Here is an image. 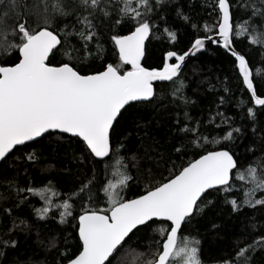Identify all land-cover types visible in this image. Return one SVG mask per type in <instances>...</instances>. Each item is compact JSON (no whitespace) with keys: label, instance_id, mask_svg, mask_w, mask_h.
Wrapping results in <instances>:
<instances>
[{"label":"snow or ice","instance_id":"snow-or-ice-1","mask_svg":"<svg viewBox=\"0 0 264 264\" xmlns=\"http://www.w3.org/2000/svg\"><path fill=\"white\" fill-rule=\"evenodd\" d=\"M135 2L144 9L143 12L130 0H0V55L10 56L12 52L17 55L15 62L0 63V161H5L17 146H25L45 136H55L60 142L65 139V134L69 139L79 138L83 149L95 158L118 154V148L123 145L115 138L123 113L133 102L152 100L156 95L154 81L178 78L190 54L168 51L162 69L145 67L141 61L145 56V41L153 31L149 18L152 5L150 0ZM217 7L218 23L212 27L203 25L204 35L194 40L191 54L204 49L207 41L222 44L235 58V66L251 101L264 109V92H257V80L264 79V69H254L233 46L235 37H249L251 44L264 47V3L258 7L252 3L245 5L253 9L251 16H258L260 23H250V17L238 26V30L232 21L229 0H218ZM102 18L116 25L129 24L128 34L111 37L118 50L119 64L108 63L102 70L82 73L70 62L58 65L50 62V55L54 56L64 47L62 32L67 36L71 34L67 29L72 28L87 48V43L97 35L95 29L104 22ZM77 24L79 29H76ZM165 32L171 40L176 39L175 32L168 29ZM212 32L218 39H214ZM76 51L73 48L71 52H65L68 61L74 58L72 53ZM124 65H130V70L122 72ZM247 112L253 118L256 115L252 107L247 108ZM179 131L185 133V137H192L187 143L180 142L174 147L179 155L186 154L190 146H203L208 140L199 135L196 127L185 125ZM240 131L233 128L212 142L231 141L234 133ZM26 159L35 162L38 156L32 151ZM130 180L132 177L125 174L118 185L108 183L107 187L101 185L97 189V193L102 190L106 194L108 207L83 208L78 215L80 248L67 264H119L118 257L141 226L152 229L153 225H157L154 230L160 239L155 242L156 249L150 257L147 253L139 254L142 264H203L200 257L202 241L183 235L182 229L194 214L202 213L213 203L206 196L209 190L231 192L235 190L234 180L246 182L250 186L243 190L242 200L228 201L233 211H239L245 205L264 206V198L256 197L258 191L264 196V162L240 169L232 151L226 147L200 154L199 158L181 165L166 181L149 187L144 194L123 199L115 189L127 187ZM94 186L93 180H89L74 195L91 203L96 195L92 192ZM25 191L44 201L36 213L39 218H46L53 208L51 197L57 193L50 186L16 188L17 194ZM71 200L69 197L55 205L63 209L59 213L61 223L73 216ZM9 246L14 248L16 241H0V258L6 255L5 249ZM50 246L55 247V242ZM254 247L264 249V236L241 248L238 255ZM248 259L250 257H246Z\"/></svg>","mask_w":264,"mask_h":264},{"label":"trees","instance_id":"trees-1","mask_svg":"<svg viewBox=\"0 0 264 264\" xmlns=\"http://www.w3.org/2000/svg\"><path fill=\"white\" fill-rule=\"evenodd\" d=\"M229 2L237 30L250 17V23L259 25L260 18L251 16L253 9L245 5L252 3L258 7L264 0ZM150 4L149 18L153 31L143 60L148 68H161L168 51L178 54L188 51L194 40L204 35L203 25L212 27L220 19L218 0H150ZM136 8L144 11L140 6ZM102 19L104 22L95 29L97 35L87 43V48L83 47L85 42L72 28L67 29L71 33L67 36L62 32L64 47L50 56V62L53 65L70 62L82 73L102 70L108 63L119 64L118 50L111 37L128 34L129 24L116 25L107 18ZM193 24L198 27L193 28ZM79 28L77 24L76 29ZM165 29L176 33L174 41ZM233 43L250 66L264 69V47L251 44L249 37H235ZM73 48L78 51L73 52L74 58L68 61L65 52H71ZM15 61L16 52L10 56L0 55V63ZM236 63L235 58L222 47L209 43L204 51L187 59L174 81L155 83L156 95L150 102H133L123 113L115 138L123 147L118 148L117 155L97 159L83 149L79 138L69 139L67 134L60 142L55 136H45L18 146L0 164V241H16L14 248L9 246L5 249L6 255L0 258V264H66L80 248L78 215L84 207L106 209L107 196L102 190L97 193V189L101 185L107 187L108 183L118 185L125 174L132 180L127 187L118 186L115 190L121 198L132 199L144 194L149 187L166 181L181 165L206 151L228 148L240 169L264 162V109L251 101ZM129 69V65H124L122 72ZM178 87L179 92L176 91ZM257 92H264V79L257 80ZM249 107L256 111L254 118L247 112ZM185 125L198 128L199 135L208 140L203 146H190L186 154L179 155L174 147L192 138L179 131ZM233 128L241 130L234 133L233 140H222L219 144L212 142ZM32 151L38 156L35 162L26 159ZM89 180H93L92 192L96 194L91 203L74 195ZM234 184L235 190L231 192L210 190L206 196L213 203L202 213L194 214L182 229L183 235L202 241L200 257L203 264H264V249L259 247L238 255L241 248L264 236V206L245 205L239 211H233L228 201L233 198L238 202L242 200L243 190L250 186L238 180H234ZM45 186H50L57 195L51 197L52 211L41 219L36 209L41 208L44 201L26 191L17 194L16 188ZM69 197L74 204L73 216L61 223L59 213L63 209L55 205ZM256 197L264 198L259 191ZM20 221L24 224L21 225ZM156 227L141 226L118 257L119 264H142L140 253H147L150 257L156 249L155 242L160 239L154 230ZM53 241L55 247L50 246ZM246 257L250 259L246 260Z\"/></svg>","mask_w":264,"mask_h":264},{"label":"water","instance_id":"water-1","mask_svg":"<svg viewBox=\"0 0 264 264\" xmlns=\"http://www.w3.org/2000/svg\"><path fill=\"white\" fill-rule=\"evenodd\" d=\"M212 36L214 37V39H218V37H216V35L215 34H212ZM148 39H149V37H148ZM148 39L145 41V49H146V44H147V41H148ZM209 43H212L213 45H218V46H220V47H222V44H217V43H213L212 41H207L206 42V45H205V48L204 49H201V50H199V51H196L195 52V54H191V51H192V49H191V47H190V49L188 50V51H186V52H190V54L186 57V59H185V61H184V64L182 65V70H183V68H184V65H185V62L187 61V59L189 58V57H193V56H195V55H197L198 53H200V52H202V51H204L205 49H206V47H207V45L209 44ZM233 46H234V43H233ZM59 47V46H58ZM223 48V47H222ZM224 49V48H223ZM234 49H235V51H237V49L235 48V46H234ZM225 50V49H224ZM227 51V50H226ZM228 52V51H227ZM237 52H239V51H237ZM229 53V52H228ZM240 54H242L241 52H239ZM230 54V53H229ZM243 55V54H242ZM51 56V55H50ZM145 57V56H144ZM166 57V56H165ZM247 59V58H246ZM143 60H144V58L142 59V61H141V63L143 64ZM165 62H166V60H165ZM169 62H171V61H169ZM144 65V64H143ZM130 66V65H129ZM145 66V65H144ZM146 67V66H145ZM163 67V66H162ZM162 67L161 68H156V69H162ZM130 68H131V66H130ZM148 68V67H147ZM149 69H153V68H149ZM130 70V69H129ZM182 70H181V72H182ZM180 72V73H181ZM180 75V74H179ZM157 82H170V81H154L153 82V86H154V89H155V83H157ZM256 106V105H255ZM256 107H260V106H256ZM39 139V138H38ZM30 143V142H29ZM18 147V146H17ZM15 150V149H14ZM13 150V151H14ZM105 158H107V157H105ZM105 158H103V159H105ZM199 158V157H198ZM97 159H101V158H97ZM1 162L2 161H0V164H1ZM237 166H238V164H237ZM235 170V169H234ZM233 170V171H234ZM210 191V190H209ZM136 198V197H135ZM67 264V263H66Z\"/></svg>","mask_w":264,"mask_h":264},{"label":"rangeland","instance_id":"rangeland-1","mask_svg":"<svg viewBox=\"0 0 264 264\" xmlns=\"http://www.w3.org/2000/svg\"><path fill=\"white\" fill-rule=\"evenodd\" d=\"M130 2H132V3H133V6H134V5H136V7H138V6H139V4L135 2V0H130ZM116 192L118 193V191H117V190H116Z\"/></svg>","mask_w":264,"mask_h":264}]
</instances>
